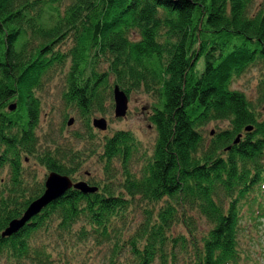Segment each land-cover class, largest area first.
<instances>
[{
    "label": "trees",
    "instance_id": "trees-1",
    "mask_svg": "<svg viewBox=\"0 0 264 264\" xmlns=\"http://www.w3.org/2000/svg\"><path fill=\"white\" fill-rule=\"evenodd\" d=\"M260 2L0 0V264H80L87 251L100 264H244L243 225L264 219ZM254 66L252 101L232 85ZM55 81L83 130L54 125L40 153L42 99ZM116 88L154 98L152 152L133 131L101 137L105 187L79 181L96 191L74 185L6 236L50 175L72 179L99 147L91 120L112 112Z\"/></svg>",
    "mask_w": 264,
    "mask_h": 264
},
{
    "label": "rangeland",
    "instance_id": "rangeland-1",
    "mask_svg": "<svg viewBox=\"0 0 264 264\" xmlns=\"http://www.w3.org/2000/svg\"><path fill=\"white\" fill-rule=\"evenodd\" d=\"M261 0H258L260 2ZM261 3V2H260ZM261 73L257 66H254L249 71L241 76L232 85V89L244 92V94L250 100H255L258 96L259 85H260ZM49 90H46L42 102L41 110V120L40 129L36 135L40 137L39 144L36 146L37 151L42 153L50 144L47 139H51L52 130H56L53 126L57 127L58 131L65 132L64 135H70L71 133H79L83 130V124L72 111H66L64 103L61 99L60 91L58 89V81L52 83L49 86ZM154 104V98L144 93L143 91L133 92L129 97L128 111L123 117H116L115 106L112 112L108 115L95 114L91 120L94 123L95 120L105 119L107 122V129L102 131L95 127L93 130L96 137V145H99L98 140L105 135L114 133L116 130L133 131L136 139L140 142L141 147H143L147 153H151L153 150V144L157 138L156 128L152 125L150 117L152 115V105ZM58 106H63V108H58ZM63 109L62 111H60ZM67 117V118H65ZM72 123L69 125V123ZM67 122V123H66ZM215 128L214 124L207 127L206 132ZM56 130V132H57ZM57 138L59 140V133H57ZM69 137L64 138L61 144L65 142ZM85 142L79 144V148L83 147ZM100 145L96 147V150L92 148V151H84L82 158V165L80 166V171L74 173L71 178L74 181H98L101 182L100 187L104 188L106 181H104V164L100 163L101 158H103V153L101 151ZM81 149V148H80ZM86 152V153H85ZM29 162L34 165L37 170L38 176L43 180L46 178V170L43 166H39L36 160L37 158L29 159ZM1 176V172H0ZM105 182V183H104ZM264 214V202L263 206H259ZM136 225L142 221L140 213L130 215ZM260 216V215H259ZM261 225L257 228L253 226V222H249L243 225L244 236L241 240V247L245 254L242 256L244 264H264V219L261 221ZM170 241V239H169ZM79 260L80 264L84 261H89L91 264H100V257H98L97 252L89 253L88 251L80 254L76 258ZM4 264V263H2Z\"/></svg>",
    "mask_w": 264,
    "mask_h": 264
},
{
    "label": "water",
    "instance_id": "water-1",
    "mask_svg": "<svg viewBox=\"0 0 264 264\" xmlns=\"http://www.w3.org/2000/svg\"><path fill=\"white\" fill-rule=\"evenodd\" d=\"M114 100L116 117L118 118L125 116L128 111L129 102L127 95L116 88L114 92ZM71 123L72 121L69 123V125ZM94 126L102 131H105L107 129V122L105 119L95 120ZM74 185L75 187L82 188L84 191H96L95 188L87 187L85 183L73 184L72 180L68 177L50 175L46 183L47 189L44 195L30 205L22 219L11 223L10 227L6 230L5 235L12 236L13 234L17 233L28 221L36 217L45 207L56 201Z\"/></svg>",
    "mask_w": 264,
    "mask_h": 264
},
{
    "label": "flooded vegetation",
    "instance_id": "flooded-vegetation-1",
    "mask_svg": "<svg viewBox=\"0 0 264 264\" xmlns=\"http://www.w3.org/2000/svg\"><path fill=\"white\" fill-rule=\"evenodd\" d=\"M94 124V123H93ZM79 183V182H78ZM76 184V183H75Z\"/></svg>",
    "mask_w": 264,
    "mask_h": 264
}]
</instances>
